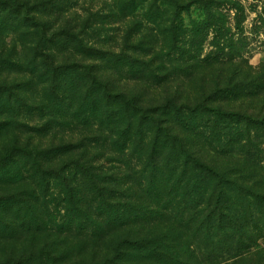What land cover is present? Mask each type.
I'll list each match as a JSON object with an SVG mask.
<instances>
[{
  "label": "trees",
  "instance_id": "16d2710c",
  "mask_svg": "<svg viewBox=\"0 0 264 264\" xmlns=\"http://www.w3.org/2000/svg\"><path fill=\"white\" fill-rule=\"evenodd\" d=\"M62 1L0 0V36L20 44L0 54V264H64L53 247L34 244L43 232L118 234L99 260L68 264H240L254 255L263 264L264 110L215 103L264 98V68L231 71L185 99L147 101L129 83L156 89L191 76L205 59L203 39L224 36L219 6L121 0L114 13L141 11L146 38L127 33L125 47L104 50L83 30L56 26L50 14ZM193 3L204 19L181 45V15ZM156 37L167 42L160 50ZM218 50L215 62L234 59ZM82 126L97 128L75 138ZM59 130L70 136L54 141ZM50 134L48 144L34 142Z\"/></svg>",
  "mask_w": 264,
  "mask_h": 264
},
{
  "label": "rangeland",
  "instance_id": "374dc122",
  "mask_svg": "<svg viewBox=\"0 0 264 264\" xmlns=\"http://www.w3.org/2000/svg\"><path fill=\"white\" fill-rule=\"evenodd\" d=\"M63 1L60 3L62 5V11L57 12L55 8L54 11L56 12L50 14V18L57 19L56 26H75L77 27L76 31L83 30V32H85L90 43L102 47L104 50H120L122 47H125L128 42L127 33H130L133 40H137L141 36L146 38L147 33L144 32L145 34L143 33V35H140L141 33L139 30L143 26L138 28L140 22L146 24L142 19L141 11H137V14L134 16L126 17L121 15L116 16L114 13V7L117 9V4H119L121 0ZM210 1L215 2V5L219 6L227 20L223 31V37H221V35H214L213 32H210L200 45L199 59L203 60L204 57L205 59L211 57L210 61L208 62L204 59L201 66H198L191 76L185 77L181 79V81L176 79L156 89L154 86H148L147 84L129 82L131 88L136 93H142L145 100L161 101L165 96L170 95V93L175 94L180 99H185L186 97L192 98L194 93H198L200 88H210L214 82H225L231 71L236 72L241 70V73H247L248 71L253 73L259 72L264 68V0ZM0 3V8H2L4 5H2V2ZM113 14H115V16ZM203 19L204 9L201 3H193L188 11L182 13L180 23L183 25L184 31L180 33L179 41L182 42L181 45L187 44L188 37L191 36L193 32L192 29L194 24L200 23ZM144 27L151 26L145 25ZM16 36L17 35L14 33L0 36V54L2 57L9 56V53L14 54L20 51V44L19 42L17 44ZM226 43L229 44L228 47L223 46L224 44L226 45ZM153 44L156 45L155 48L157 50H160L161 46L166 45L167 42L162 37H156V41ZM219 48H225V53L233 54L234 59L229 61L227 57L225 61L215 62L214 59L218 57L216 54ZM219 56L223 58L224 55L220 54ZM11 57L14 58L13 55H11ZM1 75H9L10 77L16 76L15 73L6 70H2ZM195 88L198 90L192 91ZM235 100L219 99L215 105H220L225 109H232L240 107L241 105L243 111L255 114L264 110V98L261 96L257 97L252 102L250 100L243 101V99ZM31 120V123H37V121H39L37 120V116H32ZM96 128L97 127L93 126L75 128V138H79V135L82 134L83 131L90 133L95 131ZM67 130L71 131V129ZM78 131L80 132L77 133ZM69 136L68 132L59 130L57 136L54 137L53 140H59L62 137L67 138ZM50 140H52L51 134L47 139L42 141L34 139V142L48 144ZM261 145L262 148H264V144L262 143ZM105 164L106 167L110 166L109 163ZM117 239L118 234L114 235L110 240L106 238L101 241H94L88 238L66 239L63 235L55 232H43L36 234L33 242L36 246L46 245L47 247H53L61 261L64 264H68L75 260H99L103 254L110 250V247ZM29 240L30 239L24 241V244L29 245ZM258 257H260V255L250 256L248 257L250 258L247 260L248 262L242 261L240 264H257Z\"/></svg>",
  "mask_w": 264,
  "mask_h": 264
}]
</instances>
